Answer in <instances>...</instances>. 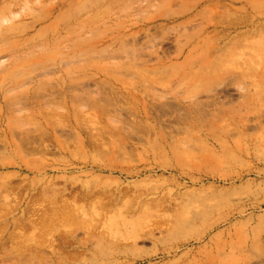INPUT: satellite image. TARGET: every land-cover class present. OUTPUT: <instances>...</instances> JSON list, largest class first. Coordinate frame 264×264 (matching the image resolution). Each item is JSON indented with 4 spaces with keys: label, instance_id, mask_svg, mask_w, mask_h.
Instances as JSON below:
<instances>
[{
    "label": "rangeland",
    "instance_id": "374dc122",
    "mask_svg": "<svg viewBox=\"0 0 264 264\" xmlns=\"http://www.w3.org/2000/svg\"><path fill=\"white\" fill-rule=\"evenodd\" d=\"M0 264H264V0H0Z\"/></svg>",
    "mask_w": 264,
    "mask_h": 264
}]
</instances>
